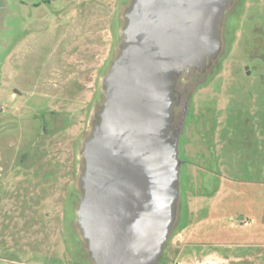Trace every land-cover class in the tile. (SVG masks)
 Here are the masks:
<instances>
[{
  "label": "water",
  "instance_id": "water-1",
  "mask_svg": "<svg viewBox=\"0 0 264 264\" xmlns=\"http://www.w3.org/2000/svg\"><path fill=\"white\" fill-rule=\"evenodd\" d=\"M242 2L120 3L117 43L74 179L72 228L92 264H160L183 218L189 96L220 64Z\"/></svg>",
  "mask_w": 264,
  "mask_h": 264
},
{
  "label": "rangeland",
  "instance_id": "rangeland-1",
  "mask_svg": "<svg viewBox=\"0 0 264 264\" xmlns=\"http://www.w3.org/2000/svg\"><path fill=\"white\" fill-rule=\"evenodd\" d=\"M7 1L8 13L0 14V142L6 139L9 148L15 146L18 151H23L42 131L43 123L49 124L53 120L51 112L57 102L51 96L60 92L56 80L70 72L66 65L59 68L46 64L47 58H60L63 52H75L77 43L73 35L82 30L87 18L89 25L93 24L89 14L93 0H54L51 4L44 3L38 10L31 2L22 5L21 0ZM243 11L247 13L249 10L245 6ZM255 13L258 19L264 18V0L257 2ZM41 14L45 19L36 22ZM244 14L240 12L232 24L248 26ZM41 25L45 28L40 31ZM23 27L28 28V39L20 47L17 44L5 60L9 41L19 42ZM76 38L81 40L79 34ZM55 43L58 47L53 48ZM230 64L233 65L232 71H222L223 84L210 83L194 92L193 109L181 144L183 173L185 175L186 170L188 174L187 184L199 186L201 174L198 166L207 158L219 167L224 164L222 170L233 171L231 179L216 175L217 185L221 183L222 188L228 187L232 193L209 195L203 204L196 199L195 195L200 194L196 186L185 194L191 198L187 199L188 210L184 211V220L193 218L200 222L198 240L205 239L220 247L218 250L215 247L205 248L208 252L202 256L177 258L180 264H264V107L260 104L264 92H260L256 83L244 79L243 71L236 70L248 64L239 48L227 57L225 65ZM235 73L241 77L236 79ZM233 74L235 79L232 80L230 75ZM80 96L75 98L77 102L64 105L71 110L70 116L84 124L87 117L85 109L91 95ZM245 99L251 102L246 118L252 125L240 112ZM63 102L59 101L61 107ZM12 110H16V117L11 116ZM82 124L78 123L73 128L72 136L75 137L71 139L80 135ZM4 126L7 127L5 130L2 129ZM251 127H255L257 135L249 148L252 155L250 161L246 157L248 149L245 150L242 137L243 130ZM209 143L215 148V153H207L204 146ZM203 153L204 157L199 156ZM43 160L48 165L53 164L49 158ZM256 161L260 163L259 167ZM51 184V179H41L37 165H29L22 169L19 176L11 174L7 180L12 202L27 201L28 191L45 190ZM12 215L16 219L27 213L18 209L12 211ZM64 226L53 234L45 229L43 238L39 232L23 228L18 223L7 235H0V264H75L69 239L74 235L72 222ZM194 227L198 229L197 225ZM193 231L189 230V233ZM176 234L171 240L174 251L182 250L183 239L189 237L188 231L179 230Z\"/></svg>",
  "mask_w": 264,
  "mask_h": 264
},
{
  "label": "flooded vegetation",
  "instance_id": "flooded-vegetation-1",
  "mask_svg": "<svg viewBox=\"0 0 264 264\" xmlns=\"http://www.w3.org/2000/svg\"><path fill=\"white\" fill-rule=\"evenodd\" d=\"M52 1L54 0H21V4L27 5L31 2V5L38 10L40 7L44 6V3L51 4ZM122 1L123 0H93L89 9L93 24L90 26V20L87 18L84 21L82 30L73 35L77 43L75 52H63L60 58H51L50 56L47 58L46 64L55 65L59 68L66 65L70 68V72L67 71L66 75L56 80V87L60 91L59 94L50 95L57 102L55 108L51 112L53 114L51 123L48 124L44 122L42 125L43 128H41L42 131L40 130L37 137L32 139L31 143L23 151H18L15 146L9 148L6 139L0 142V235H7L13 227H16L17 224L20 223L23 228L28 227L33 232H39L41 237L44 238L43 231L45 229H48L49 232L53 234L58 231L60 226H66L73 221L75 215L74 209L80 196L79 192H76L74 189V179L78 167V148L85 134L92 111H96L100 108V78L112 58L113 50L117 43L119 5ZM259 1L262 0H243L237 13L230 20L229 30L227 32V47L223 53L221 62L210 79L201 84L189 96L190 112L188 117L193 109L192 96L194 92L210 83L216 82L218 85L223 84L224 81L221 78V74H223L222 71L224 69L232 71L233 69V65H225V61L227 57L238 48L248 64L236 70L243 71L244 79L248 78V81L251 83H256L257 88H260V92H264V18L259 17L258 19L255 13V7ZM254 2L256 4H254ZM245 6L249 10L247 13L245 12L246 10L243 11V7ZM8 11V1L0 0V14H7ZM240 12L245 13L244 19L249 23L246 27H243V25L239 23L235 25L232 24L233 20ZM37 17L38 20L36 22L45 19L42 14ZM253 23L256 24L252 25ZM10 28L12 29V26ZM44 28L45 25L39 26L40 31ZM23 30L20 37L22 39L19 42L9 41L5 49V52L7 51L5 60L9 57L10 52L15 50L17 44H19L17 47H20L24 40L28 39L26 35V30L28 31V28L23 27ZM77 34H79L81 40L76 38ZM40 36H42V34H40ZM55 47H58V44L55 43L53 48ZM56 49L58 50V48ZM96 50L100 51L96 52ZM107 50H109L108 55ZM235 74L230 75L233 76V78H231L232 80L235 79ZM236 75V79L241 77L239 73ZM244 79H242V81ZM246 85L249 87L248 84ZM80 95H91L89 104L85 109L87 117L84 124L74 119L75 117L72 115L70 116L71 110L64 105V103L73 104L76 101L75 98H78V96L81 98ZM61 100L64 101L62 107L59 105V101ZM250 104L251 102L245 99L244 105L242 107L240 106L245 109L240 108V112L244 115L248 123L252 125V122L246 118L248 114L247 108L250 109ZM260 104L264 107V96L262 95ZM16 113V110H12L10 114L16 117ZM262 122L264 124V121ZM78 123L83 125V130L77 139L73 140L71 139V137H75L72 136L74 134L73 128L77 126ZM252 127L243 130L242 137L243 146L245 150L248 149L246 157L249 158L250 161L252 155L250 154L251 149L249 148L253 146L257 135L255 127ZM6 128V126L2 127L4 130ZM210 144L211 143L208 145L205 144L207 146H204L207 149V153L212 154L213 151L215 153V148L210 147ZM204 155L203 153V155L200 154L199 156L204 157ZM44 158H49L53 164L48 165L44 162ZM212 162L210 158H207L198 166L200 168L199 173L201 174L199 186L198 184H187L188 174L185 170L183 214L185 209L186 211L188 210L187 199L191 198L188 197V195L186 197L185 194H187L188 191L191 192L195 186L200 193L195 195L197 197L196 199H200L199 203L202 204L206 203L209 195L221 192H225L226 194L232 193L230 188H222L221 183L217 185L216 175H219L221 178L227 177L231 179L233 176L231 173H233V171L228 172L226 169L222 170L224 164L219 167V164L217 166L212 164ZM29 165H37L39 167L41 179H51L53 184L45 188V190L38 191L32 189L28 191L27 194H29V196L27 197V201L12 202V195H10L9 186L7 187V180L11 174L19 176L22 169L28 168ZM256 165L259 167L260 163L256 161ZM54 180L56 181V185L54 184ZM227 189H229L230 192H228ZM18 209H20L21 212H26L27 215L22 218L16 217V219H13L12 211ZM14 214H17V212ZM191 214L193 215L194 213ZM238 214L243 215L241 213ZM200 224V222L195 221L193 218L184 220L183 217L177 231H188L189 237L188 239H186V237L183 239L182 250L178 251L173 250L171 239L160 264H180L177 258L181 257L182 259H188L202 256L203 253L208 252L205 249L208 247H215L218 250L220 247L219 244L212 243L205 239L202 241L198 240L201 231L199 227ZM195 225L198 226L197 230L194 227ZM189 230L194 231L190 234ZM176 232L173 237L177 235ZM69 239L71 241V252L75 258V264H92L89 251L85 244L74 235L69 236Z\"/></svg>",
  "mask_w": 264,
  "mask_h": 264
}]
</instances>
